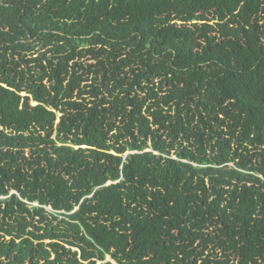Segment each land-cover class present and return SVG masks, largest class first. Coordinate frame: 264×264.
<instances>
[{"label":"trees","instance_id":"1","mask_svg":"<svg viewBox=\"0 0 264 264\" xmlns=\"http://www.w3.org/2000/svg\"><path fill=\"white\" fill-rule=\"evenodd\" d=\"M0 264H264V0H0Z\"/></svg>","mask_w":264,"mask_h":264},{"label":"rangeland","instance_id":"2","mask_svg":"<svg viewBox=\"0 0 264 264\" xmlns=\"http://www.w3.org/2000/svg\"><path fill=\"white\" fill-rule=\"evenodd\" d=\"M107 258V257H106Z\"/></svg>","mask_w":264,"mask_h":264}]
</instances>
